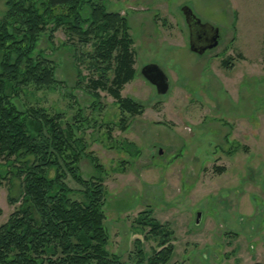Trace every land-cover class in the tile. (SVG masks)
<instances>
[{"label":"rangeland","instance_id":"1","mask_svg":"<svg viewBox=\"0 0 264 264\" xmlns=\"http://www.w3.org/2000/svg\"><path fill=\"white\" fill-rule=\"evenodd\" d=\"M98 2L126 17L134 76L119 93L142 105L141 113H122L105 90L94 101L75 87L77 68L88 74L77 55L91 44L50 25L34 54L52 61L56 84L22 87L12 103L21 111L42 107L73 125L84 146L80 175L101 178L105 190L106 248L124 264H147L137 262L136 240L144 259L157 247L149 228L135 221L147 209L173 231L166 264H264V0ZM184 7L218 29L216 46L190 50ZM150 63L168 77L164 94L141 74ZM9 170L0 159V224L18 205L7 201L20 192ZM64 181L70 197L81 200L80 186L70 176Z\"/></svg>","mask_w":264,"mask_h":264},{"label":"trees","instance_id":"2","mask_svg":"<svg viewBox=\"0 0 264 264\" xmlns=\"http://www.w3.org/2000/svg\"><path fill=\"white\" fill-rule=\"evenodd\" d=\"M5 5L0 19V159L20 180V192L7 197L9 204L18 205L0 224V264H124L106 248L105 190L101 178L85 180L80 175L84 146L73 125L42 107L21 111L11 97L28 85L56 84L52 61L41 52L34 54L40 34L50 25L51 32L64 27L81 44H91L90 52L77 55L80 64L87 63L88 74L82 75L78 67L75 87L85 89L94 101L105 90L122 113L140 114L142 105L119 93L134 76L126 17L107 11L98 0H6ZM66 176L80 186L81 200L70 197L74 191L65 183ZM2 178L0 174V184ZM135 221L140 228L147 226L157 241L144 259L136 240L137 262L166 264L174 248L172 229L155 219L150 209Z\"/></svg>","mask_w":264,"mask_h":264},{"label":"water","instance_id":"3","mask_svg":"<svg viewBox=\"0 0 264 264\" xmlns=\"http://www.w3.org/2000/svg\"><path fill=\"white\" fill-rule=\"evenodd\" d=\"M182 11L186 21H189V19H194L197 23L206 25L202 23L201 20L194 15V13L189 7H184ZM210 28L214 30V34L212 35L210 42H208L203 46L198 47L193 43L191 38L189 41L190 42L189 48L191 51L196 53H203L206 50V48H212L217 45L219 39L218 29L212 26H210ZM141 74L148 82H150L152 85L155 86L158 94H164L167 92L169 87L168 77L157 64L155 63L146 64L141 69ZM162 151L163 150L160 149L159 154H161ZM199 218L200 216L198 214L197 220H199Z\"/></svg>","mask_w":264,"mask_h":264},{"label":"flooded vegetation","instance_id":"4","mask_svg":"<svg viewBox=\"0 0 264 264\" xmlns=\"http://www.w3.org/2000/svg\"><path fill=\"white\" fill-rule=\"evenodd\" d=\"M186 23L188 26L192 27L191 38L196 46L200 47L210 42L214 34V30L210 28V26L199 24L194 19H189Z\"/></svg>","mask_w":264,"mask_h":264}]
</instances>
